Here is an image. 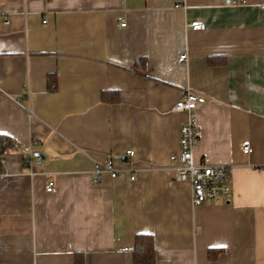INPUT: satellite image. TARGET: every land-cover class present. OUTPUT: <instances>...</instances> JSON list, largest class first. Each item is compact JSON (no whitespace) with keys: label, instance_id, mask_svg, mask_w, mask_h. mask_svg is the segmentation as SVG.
<instances>
[{"label":"crops","instance_id":"1","mask_svg":"<svg viewBox=\"0 0 264 264\" xmlns=\"http://www.w3.org/2000/svg\"><path fill=\"white\" fill-rule=\"evenodd\" d=\"M185 91L227 203L173 178ZM0 133V264H264V0H0Z\"/></svg>","mask_w":264,"mask_h":264},{"label":"built area","instance_id":"2","mask_svg":"<svg viewBox=\"0 0 264 264\" xmlns=\"http://www.w3.org/2000/svg\"><path fill=\"white\" fill-rule=\"evenodd\" d=\"M231 1L236 3L238 0ZM4 21L6 23L7 19ZM187 27L192 30H204L206 29V23L202 20L194 19L187 23ZM185 57L186 54L182 53L178 60L181 61ZM203 102H205L204 96L193 91H185L181 99L173 104L175 112L185 113V121L179 130V150L176 153L170 154L169 163L173 169L174 180L189 184L192 206L202 203H227L232 199V191L230 189L231 169L228 166L209 165L203 160H195L193 156L194 147L200 140L198 120H196V108L198 104ZM242 147L244 153L251 151L248 140L243 141ZM126 155L132 158L134 151L127 149ZM41 160V156L35 154V162L39 163ZM115 160L116 158L111 156L103 163L97 164L92 180L97 182L102 169L107 171L110 176H116L119 170L114 165ZM3 161L2 157L1 163ZM54 188L55 183L48 181L46 191H53Z\"/></svg>","mask_w":264,"mask_h":264},{"label":"trees","instance_id":"3","mask_svg":"<svg viewBox=\"0 0 264 264\" xmlns=\"http://www.w3.org/2000/svg\"><path fill=\"white\" fill-rule=\"evenodd\" d=\"M18 144L11 136L0 133V173L1 158L11 148H17ZM26 156V155H25ZM29 160L25 159V163ZM132 252V264H155L154 240L150 234L140 233L135 235ZM213 257V256H212Z\"/></svg>","mask_w":264,"mask_h":264},{"label":"water","instance_id":"4","mask_svg":"<svg viewBox=\"0 0 264 264\" xmlns=\"http://www.w3.org/2000/svg\"><path fill=\"white\" fill-rule=\"evenodd\" d=\"M37 155H38V156H39V155H40V156H43V155H42V154H40V153H39V154H37Z\"/></svg>","mask_w":264,"mask_h":264}]
</instances>
